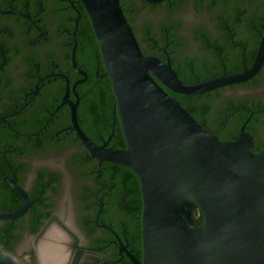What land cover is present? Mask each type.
Masks as SVG:
<instances>
[{
  "label": "flooded vegetation",
  "instance_id": "1",
  "mask_svg": "<svg viewBox=\"0 0 264 264\" xmlns=\"http://www.w3.org/2000/svg\"><path fill=\"white\" fill-rule=\"evenodd\" d=\"M120 4L144 56L169 65L186 85L243 74L260 62L264 0ZM155 80L223 142L244 133L254 153L264 149V55L250 79L202 95L177 94ZM112 94L81 0H0V171L32 204L10 225L0 220V237L10 232L12 245L5 250L0 238V248L22 264H44L46 248L62 253L60 264H132L121 192L105 181L108 165L92 158L73 130L76 118L95 144L125 149ZM23 203L0 178V209L18 211Z\"/></svg>",
  "mask_w": 264,
  "mask_h": 264
},
{
  "label": "water",
  "instance_id": "2",
  "mask_svg": "<svg viewBox=\"0 0 264 264\" xmlns=\"http://www.w3.org/2000/svg\"><path fill=\"white\" fill-rule=\"evenodd\" d=\"M112 82L125 149L99 146L74 121L92 158L132 171L143 201L140 261L132 264H264V149L252 151L244 133L223 142L207 132L172 92L194 96L244 82L260 67L197 85L182 83L169 65L142 53L120 0H81ZM158 1V0H151ZM23 199L0 220L15 221L31 207L26 192L0 171ZM193 204L203 222L195 226ZM0 264H22L0 248Z\"/></svg>",
  "mask_w": 264,
  "mask_h": 264
},
{
  "label": "trees",
  "instance_id": "3",
  "mask_svg": "<svg viewBox=\"0 0 264 264\" xmlns=\"http://www.w3.org/2000/svg\"><path fill=\"white\" fill-rule=\"evenodd\" d=\"M111 96L113 99H115L114 94H112ZM195 116L194 118L196 119ZM197 122L202 126L201 120L198 119ZM220 140L222 141V139ZM123 147L126 148V143L124 144ZM106 164L108 165L107 171L103 170L104 176L107 179L105 181L109 183V186L113 185L116 191L119 190L121 192V195H120L121 201L119 203L125 206L124 210L127 216V221H129V224L131 225V227L128 226L129 228L128 236H129L130 242L132 243V248L134 250L136 257L139 260H142L143 248H142L141 222H142V212H143V201H142L141 185H140L139 179L132 171H130L127 168H124V167H121L115 164H110V163H106ZM13 200H18L16 198V195H13ZM16 202H18L17 205L21 204L19 200ZM18 208L19 206H16L8 210L0 209V211L15 212L17 211ZM192 213H193V220H194L195 226H200L203 222V216H202L200 209L195 204H193ZM11 223L12 221H8L9 225ZM10 236L11 235L9 232V234H5L0 237L1 245L4 247L5 250L11 249L12 245L10 242Z\"/></svg>",
  "mask_w": 264,
  "mask_h": 264
},
{
  "label": "bare ground",
  "instance_id": "4",
  "mask_svg": "<svg viewBox=\"0 0 264 264\" xmlns=\"http://www.w3.org/2000/svg\"><path fill=\"white\" fill-rule=\"evenodd\" d=\"M61 254L59 252L49 251L47 248L41 253L44 264H60L62 261Z\"/></svg>",
  "mask_w": 264,
  "mask_h": 264
},
{
  "label": "rangeland",
  "instance_id": "5",
  "mask_svg": "<svg viewBox=\"0 0 264 264\" xmlns=\"http://www.w3.org/2000/svg\"><path fill=\"white\" fill-rule=\"evenodd\" d=\"M57 163L60 166V163L59 162H57ZM68 177H69L70 180H72L71 177H70V175H68ZM69 179L67 180L66 187L62 190L61 195L59 196L60 202L61 201L63 202L61 204L62 206H65L68 203L69 195L71 193V190H70V180ZM61 210H62V208H61ZM59 248L61 249L60 251H63L64 245L63 246L62 245H59Z\"/></svg>",
  "mask_w": 264,
  "mask_h": 264
}]
</instances>
